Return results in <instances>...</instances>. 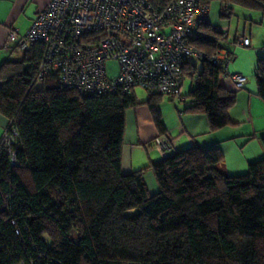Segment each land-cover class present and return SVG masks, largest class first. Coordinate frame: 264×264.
Masks as SVG:
<instances>
[{"label":"trees","instance_id":"obj_1","mask_svg":"<svg viewBox=\"0 0 264 264\" xmlns=\"http://www.w3.org/2000/svg\"><path fill=\"white\" fill-rule=\"evenodd\" d=\"M216 1L226 19L234 6L264 10V0ZM199 28L191 42L206 58L184 68L194 79L184 111L203 113L214 131L231 124L235 92L211 59L230 43L208 21ZM19 51L0 65V113L17 131L10 145L0 141V264H264V158L228 175L217 146L193 144L124 173L125 110L145 104L167 135L159 102L168 95L80 94L54 73L38 82L42 45ZM254 77L264 100V58Z\"/></svg>","mask_w":264,"mask_h":264},{"label":"built area","instance_id":"obj_2","mask_svg":"<svg viewBox=\"0 0 264 264\" xmlns=\"http://www.w3.org/2000/svg\"><path fill=\"white\" fill-rule=\"evenodd\" d=\"M208 10L200 0H169L159 9L149 0H45L26 31L10 30L7 42L21 51L42 45L38 82L54 73L61 85L80 94H127L140 88L184 100L187 62L206 58L191 40L202 34L199 27L208 21ZM231 42L247 46L248 38L233 36ZM230 61L224 48L211 59L223 73ZM109 63L116 66L114 75ZM231 78L237 88L246 80L241 74ZM16 135L7 125L0 141L10 145ZM152 143L165 156L173 138L160 135ZM8 153L14 165V152Z\"/></svg>","mask_w":264,"mask_h":264},{"label":"crops","instance_id":"obj_3","mask_svg":"<svg viewBox=\"0 0 264 264\" xmlns=\"http://www.w3.org/2000/svg\"><path fill=\"white\" fill-rule=\"evenodd\" d=\"M44 3L45 0H0V65L6 60L21 58V52L7 42L9 31L16 30L19 34L24 33ZM208 7V23L213 28L224 32L227 43H230L227 47L230 49L231 61L225 73L220 76L219 82L227 90L235 92V102L228 110L231 124L211 131L203 113L179 112L180 132L173 138L171 152L193 144L202 147L217 146L223 155L222 170L228 175H241L247 172L250 162L264 158V100L257 94L254 77L258 60L264 58V10H249L234 6L233 16L221 19L219 13L222 7L218 1H211ZM234 18L235 24L232 23ZM233 36L247 37L248 45H235L231 42ZM195 64L196 69L199 70L198 64L201 65V63L197 61ZM187 71L191 73L193 69L189 68ZM115 72L110 75H114ZM233 74L245 76L246 80L240 88L235 87L231 78ZM185 77L189 76L185 73ZM189 78L193 83L191 89L194 87V79ZM182 94L184 100L167 97L183 102L185 108L190 104V100L184 94L183 87ZM186 101L188 102L185 103ZM171 118L176 121L174 117L170 119L164 115L161 117L165 134L169 136L172 133L169 130L172 128ZM7 125V119L0 113V138ZM159 134L145 104L139 103L125 110L121 149L122 172L128 173L146 167L150 162L163 157L152 143ZM146 173L144 180L149 193L157 192L158 186L155 179Z\"/></svg>","mask_w":264,"mask_h":264},{"label":"rangeland","instance_id":"obj_4","mask_svg":"<svg viewBox=\"0 0 264 264\" xmlns=\"http://www.w3.org/2000/svg\"><path fill=\"white\" fill-rule=\"evenodd\" d=\"M219 18L224 19L223 17L220 16V13H219ZM232 23L235 24V18L232 20ZM240 26L242 27V25H240ZM230 27H232V26L230 25ZM190 59H193V58H190ZM108 67L110 69V74L112 72H115V68H116L115 64L109 63ZM198 67H200V64H198ZM192 85H193L192 80L189 77H185L183 79V86L182 87L184 90V94H188L190 87ZM134 95L138 101H145L146 98L148 97V93L146 91H144L143 89H140V88L134 89ZM187 102L188 101H186L185 103H187ZM183 105H184L183 102L175 101L172 98L170 99L167 96H162L161 100L159 102V110H160L161 117H162V115H164L165 117H167V119H170V117L176 118V121H173L171 118L172 128H170L169 130L172 131V133L170 134V136L172 138H175L180 132V129L178 128V122H179L178 115H179V112L184 111ZM146 174H150L151 176H153V173L150 170L147 171ZM153 178H154V176H153ZM149 189L151 191V185L150 184H149Z\"/></svg>","mask_w":264,"mask_h":264}]
</instances>
